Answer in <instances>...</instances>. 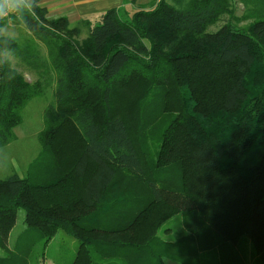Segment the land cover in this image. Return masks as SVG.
<instances>
[{"label": "trees", "instance_id": "trees-1", "mask_svg": "<svg viewBox=\"0 0 264 264\" xmlns=\"http://www.w3.org/2000/svg\"><path fill=\"white\" fill-rule=\"evenodd\" d=\"M255 6L237 17L230 0H158L73 26L38 4L25 27L46 57L0 21V147L55 83L39 134L48 169L0 178L1 252L22 208L26 230L46 242L58 229L77 239L70 264H264V10ZM157 91L165 124L144 119ZM176 215L185 234L168 240Z\"/></svg>", "mask_w": 264, "mask_h": 264}, {"label": "rangeland", "instance_id": "rangeland-1", "mask_svg": "<svg viewBox=\"0 0 264 264\" xmlns=\"http://www.w3.org/2000/svg\"><path fill=\"white\" fill-rule=\"evenodd\" d=\"M230 1L234 15L237 17L243 16L254 3L256 8L261 7V10H264V0H252L253 2L250 6L244 3L246 0ZM230 15L222 17L218 24L210 27V30H217L225 21L231 20ZM251 21L252 19H244L239 22L233 20V22L242 27L247 26ZM76 24L72 23L73 26ZM2 33L14 38L21 46L25 44L30 46L34 45V48L38 49L43 56H47L48 50L46 46L39 40H36L25 26H20L16 23L6 25L2 29ZM86 36L87 30L84 28L79 39L81 40ZM3 55L14 67L26 76L27 80L33 82L37 79V74L30 72L29 65L13 53L5 51ZM54 84L48 85L43 93L34 96L28 101L22 110V122L13 130L12 140L8 144L0 147V178H6L13 174L26 177L38 171L45 172L48 169L51 154L42 144L39 134L44 128L45 109L54 100ZM162 108L163 94L162 91H157L150 101L149 108L144 113V119L146 121L155 119L156 124L160 123V119H162L165 124L167 119L163 115L168 120H170V115L165 113ZM152 137L156 138L157 133L154 132ZM24 214V210L20 208L18 210L16 224L10 231L6 248H2V252L0 250V255H8L13 252L26 254L22 257L19 264H70L77 253L79 245L77 239L66 230L58 229L57 234L49 242H46L44 236L38 229L26 230L27 224L23 220ZM179 218L180 216L176 215L174 218L165 222L164 226L170 227V229L162 234V236L168 240H174L177 235L185 234ZM160 232L162 233L161 230ZM244 246L246 247V239H244ZM250 249L249 247V252ZM249 254L247 255V261L251 262V256Z\"/></svg>", "mask_w": 264, "mask_h": 264}, {"label": "crops", "instance_id": "crops-1", "mask_svg": "<svg viewBox=\"0 0 264 264\" xmlns=\"http://www.w3.org/2000/svg\"><path fill=\"white\" fill-rule=\"evenodd\" d=\"M157 1L158 0H37V3L40 6L46 7L50 16H64L67 17L71 23H77L82 18L98 16L111 8L128 10L149 8Z\"/></svg>", "mask_w": 264, "mask_h": 264}, {"label": "clouds", "instance_id": "clouds-1", "mask_svg": "<svg viewBox=\"0 0 264 264\" xmlns=\"http://www.w3.org/2000/svg\"><path fill=\"white\" fill-rule=\"evenodd\" d=\"M37 0H0V21L6 25L19 22L20 26L27 24V18L35 15Z\"/></svg>", "mask_w": 264, "mask_h": 264}]
</instances>
